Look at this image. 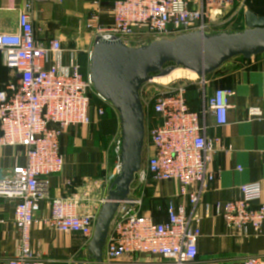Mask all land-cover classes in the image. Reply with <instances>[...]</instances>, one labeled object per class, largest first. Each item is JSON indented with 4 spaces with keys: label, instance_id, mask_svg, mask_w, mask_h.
Segmentation results:
<instances>
[{
    "label": "built area",
    "instance_id": "1",
    "mask_svg": "<svg viewBox=\"0 0 264 264\" xmlns=\"http://www.w3.org/2000/svg\"><path fill=\"white\" fill-rule=\"evenodd\" d=\"M230 1L96 0L86 9L90 14L83 28L92 33V43L100 38L143 45L193 32L216 34L222 27L235 25L233 19L224 20ZM35 2L27 0L19 12L16 33L0 34V52L20 75V79L0 85V147L17 146L26 154L24 165L0 177V197L17 202L14 225L19 232L15 257L0 264H47L31 248L32 228L47 201L46 227L83 238L82 248L88 250L106 202L102 199L98 207L86 206L98 186L93 180L84 181L80 194L50 200L48 179L61 174L65 164L61 138L71 128L92 125L91 96L102 106L111 105L95 92L89 74H82L78 51L67 52L60 39L38 40ZM104 18L111 23L106 25ZM157 79L152 75L140 90L149 149L135 176L132 194L120 202L112 220L103 250L104 264H196L202 235L197 208L216 178L211 163L216 156L228 153L223 140L210 136L209 130L210 124L217 128L228 124L234 92L218 88L209 94L207 77L198 78L194 85L200 101L197 108L189 101L193 84L175 80L163 85ZM97 113L104 115V108H97ZM248 114L260 117L262 111L250 108ZM121 150L119 139L114 147L112 183L122 166ZM164 182L177 183L178 192L166 202V220L157 222L153 214L144 211L145 189L151 183ZM65 184L70 187L73 181ZM262 187L260 183L240 186L239 199L215 206L234 237L246 240L262 235ZM85 252L86 259L76 263L96 264ZM243 264H264V257L247 256Z\"/></svg>",
    "mask_w": 264,
    "mask_h": 264
},
{
    "label": "crops",
    "instance_id": "2",
    "mask_svg": "<svg viewBox=\"0 0 264 264\" xmlns=\"http://www.w3.org/2000/svg\"><path fill=\"white\" fill-rule=\"evenodd\" d=\"M93 1L96 0H64L63 3L57 0H37L33 17L38 40L47 42L53 38L60 39L64 49L67 52L78 51L79 64L82 65L81 62L86 59L88 67V41H81L82 35H79L76 27L70 25V18L81 17ZM231 1L238 2L241 7L248 2L246 11L264 16V0ZM26 2L27 0H0V34L18 31L19 12ZM246 11L241 19L244 27L237 32L246 29ZM231 28L229 25L222 27L219 33L230 32ZM243 62V65L226 68L225 72H222V66L213 75L221 86L218 88L232 90L234 96L230 102L228 124L220 128L210 124V136L220 137L227 146L228 153L216 156L211 163L210 169L216 178L197 208V213L201 216L202 235L197 244L199 249L196 264H243L247 256L264 257V225L260 237L241 240L232 235L215 209L217 205L239 199L240 186L245 184L260 183L263 186L264 202V53L250 60L243 59ZM15 77L16 73L0 52V85L12 83L16 80ZM250 108H260L262 115L250 117ZM106 126L107 124H100L98 127L91 125L71 128L61 138L65 164L61 174L48 179L50 200L80 194L85 180H93L98 185L93 188V197L86 206L98 207L100 200L107 198L113 186L109 181L115 174L116 158L114 148L111 158L110 148L99 141L103 139L101 129L104 131ZM119 128L121 131V126ZM25 161L24 149L17 146L0 147V177L7 176L13 167L24 165ZM66 180H72L73 185L68 187ZM177 192L178 184L175 182L151 183L145 189V213L153 214L157 222H164L166 202ZM16 203L15 200L0 197V262L14 258L17 252L19 232L14 225ZM48 203L42 204L38 214L40 220L32 228L31 248L47 264H77L76 262L84 261L86 255L82 258L77 253L83 252V245H78L80 237L61 234L46 227L44 219L49 215Z\"/></svg>",
    "mask_w": 264,
    "mask_h": 264
},
{
    "label": "water",
    "instance_id": "3",
    "mask_svg": "<svg viewBox=\"0 0 264 264\" xmlns=\"http://www.w3.org/2000/svg\"><path fill=\"white\" fill-rule=\"evenodd\" d=\"M245 24L246 29L241 32H193L137 46L119 39H95L88 74L95 92L119 116L122 149V166L98 215L88 246L89 257L96 264H104L103 250L112 220L120 202L132 194L135 176L142 168L146 117L140 101L141 87L154 74L164 78L183 69L206 78L234 58L250 60L262 55L264 16L246 11ZM15 78L20 79V75Z\"/></svg>",
    "mask_w": 264,
    "mask_h": 264
},
{
    "label": "rangeland",
    "instance_id": "4",
    "mask_svg": "<svg viewBox=\"0 0 264 264\" xmlns=\"http://www.w3.org/2000/svg\"><path fill=\"white\" fill-rule=\"evenodd\" d=\"M243 5L244 6L241 7L238 2L230 1L228 9L225 11V14H224V16H225L224 20L233 19V23L235 25L233 26V28H231L232 31H230L229 33L237 32L238 30H240L244 27L243 26L244 25L243 20L241 21V19L244 17V12L246 11L247 7H249V4H248V2H245ZM89 14H90L89 11L85 10L81 17L70 18V20H71L70 25H72L73 27H76V30L80 31L79 35H82L80 38L81 41L83 43L85 42V40L88 41V46L90 47V51H91L93 49V43L91 40L93 35H92V33L86 31L83 28L84 20H86V18L89 16ZM80 22H81V29H80ZM103 22H105L106 25H109L111 23L107 18H104ZM67 23H69L68 20H67ZM130 44L135 45V46L138 45L136 42H131ZM88 52H89V50H88ZM81 63H82V65H81L82 74L88 75L89 64L87 67L86 59H84L83 62H81ZM239 64H241V65L244 64L243 59L241 57L234 58L231 61H229L223 65L222 72H225L224 70H226V68H234V67L239 66ZM179 70L180 69H177L176 71H179ZM180 71H185V70L181 69ZM186 72L187 71L183 72L184 73L183 75H185L186 78L175 79V80H183L184 82H188L189 84H193L191 86L192 88H190L191 92H189V100L191 103L190 105L192 107L198 108L199 103H200V101H198V87L194 86V85H196L199 77L196 74L189 73V72L186 73ZM188 73H189V75H186ZM193 75H195V76H193ZM191 77H193V78H191ZM215 77L216 76H213V75L210 77H207L206 92L209 94L215 88L221 87V86H219V84H217V80L215 79ZM158 80L159 79H157V81ZM175 80H170V82L175 81ZM91 98H92V101H91L92 126L98 127V125H100V124H107V126L105 127L106 129H104V131H103V129H101V131H102L101 134L103 136V139L101 138V139H99V141H101V143H103L104 146H107L110 148L109 150H110L111 158H112V150L115 147L117 140L121 139V131L119 128L120 127L119 116L116 113V111L113 108L109 107L108 105L104 104V106H102L101 102H99V100L95 96H91ZM100 107L104 108V115H102V116L98 115V113H97V108H100ZM144 149L145 150L143 151V163L146 161V150L149 149V144H148L146 139H145ZM84 243H85L84 239L80 238V240L78 241V245L79 246L85 245ZM77 253H78V257L80 256L82 258H85V255H86L85 251H83V252L79 251Z\"/></svg>",
    "mask_w": 264,
    "mask_h": 264
},
{
    "label": "bare ground",
    "instance_id": "5",
    "mask_svg": "<svg viewBox=\"0 0 264 264\" xmlns=\"http://www.w3.org/2000/svg\"><path fill=\"white\" fill-rule=\"evenodd\" d=\"M185 71H175L174 73H172L170 76H167V77H164V78H161L159 79L157 82L160 83V84H167V83H170V80H175V79H182V78H186L185 75H183ZM187 73V72H186ZM186 75H189L186 74ZM194 76V75H193ZM193 78V77H191ZM195 78V77H194Z\"/></svg>",
    "mask_w": 264,
    "mask_h": 264
},
{
    "label": "trees",
    "instance_id": "6",
    "mask_svg": "<svg viewBox=\"0 0 264 264\" xmlns=\"http://www.w3.org/2000/svg\"><path fill=\"white\" fill-rule=\"evenodd\" d=\"M219 71L217 70V71H215V72H213L211 75H209L208 77H210V76H212V75H215V74H217ZM191 92V91H190ZM190 101V100H189ZM194 109H196V108H194Z\"/></svg>",
    "mask_w": 264,
    "mask_h": 264
},
{
    "label": "flooded vegetation",
    "instance_id": "7",
    "mask_svg": "<svg viewBox=\"0 0 264 264\" xmlns=\"http://www.w3.org/2000/svg\"><path fill=\"white\" fill-rule=\"evenodd\" d=\"M82 250H83V251H85V250L87 251V249H86V248H84V247L82 248Z\"/></svg>",
    "mask_w": 264,
    "mask_h": 264
}]
</instances>
